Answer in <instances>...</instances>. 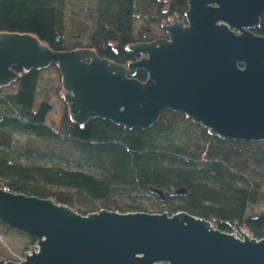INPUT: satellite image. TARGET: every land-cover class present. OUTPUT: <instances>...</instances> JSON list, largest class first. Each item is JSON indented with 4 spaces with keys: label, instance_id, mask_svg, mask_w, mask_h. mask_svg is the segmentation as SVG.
I'll return each instance as SVG.
<instances>
[{
    "label": "water",
    "instance_id": "obj_1",
    "mask_svg": "<svg viewBox=\"0 0 264 264\" xmlns=\"http://www.w3.org/2000/svg\"><path fill=\"white\" fill-rule=\"evenodd\" d=\"M264 0H187L166 38L133 42L127 64L88 48L53 51L36 36L0 32V87L54 63L72 123L107 119L148 129L164 109L181 112L222 140L264 141V36L253 33ZM137 69L146 78L134 77ZM159 201L161 190L148 189ZM176 195L184 189H176ZM0 222L34 239L21 261L0 264H264V237L231 232L183 211L80 214L50 198L0 188ZM235 231V232H234Z\"/></svg>",
    "mask_w": 264,
    "mask_h": 264
},
{
    "label": "trees",
    "instance_id": "obj_2",
    "mask_svg": "<svg viewBox=\"0 0 264 264\" xmlns=\"http://www.w3.org/2000/svg\"><path fill=\"white\" fill-rule=\"evenodd\" d=\"M187 0H0V32L36 36L53 51L94 50L117 64L138 59L126 47L148 42L150 25L182 19ZM141 21L138 39L134 24ZM253 33L264 36V14ZM54 68L60 76L54 63ZM13 69L0 87V187L69 206L80 214L100 209L186 212L231 232L236 223L264 237V141L222 140L181 112L164 109L148 129H126L107 119L72 123L67 106L52 116L51 91L41 70ZM134 77L146 78L137 69ZM161 190L164 200L148 189ZM184 194L176 195V189ZM152 205V204H151ZM153 213V212H151ZM0 230L14 231L0 222ZM0 249V255L6 256Z\"/></svg>",
    "mask_w": 264,
    "mask_h": 264
},
{
    "label": "rangeland",
    "instance_id": "obj_3",
    "mask_svg": "<svg viewBox=\"0 0 264 264\" xmlns=\"http://www.w3.org/2000/svg\"><path fill=\"white\" fill-rule=\"evenodd\" d=\"M142 22L136 21L134 24V39H138L139 33L144 32V30L141 29ZM147 34L152 37H158V36H164V31L159 26L156 25H150L149 31ZM59 72V71H58ZM42 79L40 80V86L46 87V86H54L53 88H56L60 85V76L58 75L57 71L52 68L48 67L46 69L41 70ZM60 74V73H59ZM61 87V86H60ZM51 99L53 102V109H52V116L55 117V119L58 118L60 111L62 109V105L64 104L62 101V93L63 90L61 88V91H59V95L55 94V90L51 91ZM140 203L145 204L149 207L150 212L156 213V210L160 207L158 205H154V201H147L142 200ZM152 204V205H151ZM161 208V207H160ZM235 232V231H234ZM35 243L30 242V240L27 238V236L18 234L14 231H2L0 230V249L3 251L2 253L6 256L3 257L6 260H12L17 261L18 257L22 256L24 252H27L30 250L31 246H34Z\"/></svg>",
    "mask_w": 264,
    "mask_h": 264
},
{
    "label": "built area",
    "instance_id": "obj_4",
    "mask_svg": "<svg viewBox=\"0 0 264 264\" xmlns=\"http://www.w3.org/2000/svg\"><path fill=\"white\" fill-rule=\"evenodd\" d=\"M2 190H4V191H9L6 187H4V186H1L0 187ZM10 192V191H9ZM162 212H165V211H162ZM157 213V212H156ZM158 213H161V212H158ZM245 230V229H244ZM245 232L248 234V235H250L249 233H248V231L247 230H245ZM251 236V235H250ZM31 249V248H30ZM30 250H28L27 252H29ZM24 259V255H22V256H20V257H18V260L17 261H21V260H23Z\"/></svg>",
    "mask_w": 264,
    "mask_h": 264
},
{
    "label": "flooded vegetation",
    "instance_id": "obj_5",
    "mask_svg": "<svg viewBox=\"0 0 264 264\" xmlns=\"http://www.w3.org/2000/svg\"><path fill=\"white\" fill-rule=\"evenodd\" d=\"M169 22H166V23H164V24H168ZM164 24H162V25H164ZM161 28V27H160ZM163 31V30H162ZM165 33V32H164ZM167 37V35H166V33L164 34V36H158V37H155V38H152L151 40H149V41H152V40H154V39H159V38H166Z\"/></svg>",
    "mask_w": 264,
    "mask_h": 264
}]
</instances>
